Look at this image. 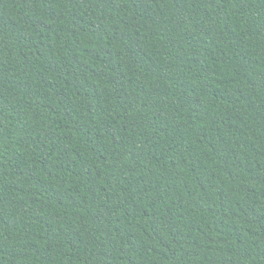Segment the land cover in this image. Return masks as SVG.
Wrapping results in <instances>:
<instances>
[{
	"label": "trees",
	"instance_id": "1",
	"mask_svg": "<svg viewBox=\"0 0 264 264\" xmlns=\"http://www.w3.org/2000/svg\"><path fill=\"white\" fill-rule=\"evenodd\" d=\"M0 264H264V0H0Z\"/></svg>",
	"mask_w": 264,
	"mask_h": 264
}]
</instances>
